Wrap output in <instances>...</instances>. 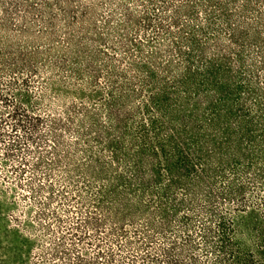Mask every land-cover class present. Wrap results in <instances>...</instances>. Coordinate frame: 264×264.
Masks as SVG:
<instances>
[{"label":"trees","instance_id":"16d2710c","mask_svg":"<svg viewBox=\"0 0 264 264\" xmlns=\"http://www.w3.org/2000/svg\"><path fill=\"white\" fill-rule=\"evenodd\" d=\"M5 197L0 264H264V0H0Z\"/></svg>","mask_w":264,"mask_h":264},{"label":"rangeland","instance_id":"374dc122","mask_svg":"<svg viewBox=\"0 0 264 264\" xmlns=\"http://www.w3.org/2000/svg\"><path fill=\"white\" fill-rule=\"evenodd\" d=\"M20 39L22 38L17 37L15 41H19ZM22 40L24 42L25 39ZM9 200L7 197L0 199V241L2 245H9L10 243L12 246H21V243L18 240H14L12 236L14 230L17 229L13 219H22L23 226L27 229H30L34 222L26 220L21 207L17 204L16 206L9 205ZM19 204L23 205L24 202L19 199ZM36 210V207L31 208L30 215L33 216ZM236 221L241 232L240 238L243 248L251 251L257 258H264L259 250L261 245H264V212L248 211L247 213H241L237 216ZM32 254L33 250H30L25 257L31 260Z\"/></svg>","mask_w":264,"mask_h":264}]
</instances>
